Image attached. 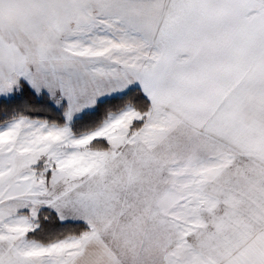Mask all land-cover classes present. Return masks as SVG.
<instances>
[{"label":"snow or ice","instance_id":"obj_1","mask_svg":"<svg viewBox=\"0 0 264 264\" xmlns=\"http://www.w3.org/2000/svg\"><path fill=\"white\" fill-rule=\"evenodd\" d=\"M0 264H264V0H0Z\"/></svg>","mask_w":264,"mask_h":264}]
</instances>
